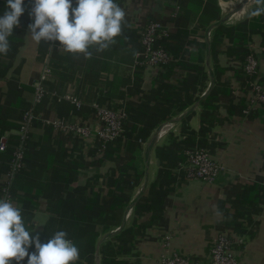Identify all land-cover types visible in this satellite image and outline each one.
<instances>
[{
	"label": "crops",
	"instance_id": "0c3cea01",
	"mask_svg": "<svg viewBox=\"0 0 264 264\" xmlns=\"http://www.w3.org/2000/svg\"><path fill=\"white\" fill-rule=\"evenodd\" d=\"M242 2L116 0L126 13L123 35L117 37L116 43L106 50L91 49V58L66 52L59 41L34 42L28 28L34 22V17L29 16L16 53L12 58H9V52L6 56L0 55V69H6L5 77L0 79V128L4 125H18L20 99L31 102L33 82L38 79L43 67L48 66L51 74L44 83L46 92L36 108L38 117L30 129L31 156L23 170L17 174L12 189L13 203L22 209L25 224L33 230L31 236H40L48 218L53 215L47 207L49 197L60 195L77 198L78 193L74 190L87 184L89 187L86 191L91 195H106L109 189L104 183L105 176L111 171L116 176L117 171L132 158H136V167H143L144 170L143 177L132 191L131 200L134 199L145 180V152L149 139L158 126L160 128L164 122L179 117L192 105L159 122L145 142L139 141L140 149L136 147L137 144L129 145L128 140L123 138L119 148L115 144L110 145L109 156L106 158L103 157V151L96 150L95 140L63 136L42 119L62 116L92 124L94 118L90 106L97 103L108 108H124L130 104L134 107L133 116L138 121H155L163 115L162 106L174 100L176 105L179 100L182 101L184 96L180 99L177 88L188 73H193L187 65L196 64L201 54L208 78L204 81L203 92L199 94L197 91L193 95L201 97L206 92L210 84L209 71L213 74L210 43L213 38L215 40L219 37L213 35L214 28L247 17L251 23L248 47L258 62L255 79L261 81L264 79V14L262 17H252L249 11L257 7L255 0H248L240 8ZM149 19L163 26L168 32L166 42L178 53L169 62L174 64L172 68H154L138 63L140 34ZM221 20L223 22L213 26ZM15 28L21 30V23ZM9 41L16 42L13 35ZM222 42L224 45L216 48V65L224 69L221 81L228 83L225 88L229 94L220 96L218 100L216 119L206 134L208 144L205 146L222 168L211 182L189 179L183 168L178 166L164 170L155 156L154 148L165 142L168 133H172L177 140L183 139L186 133L181 120L189 114L173 123L172 127H161L148 154L147 186L142 194L153 181L159 182V189L166 191V194L159 203L162 204L159 213L145 212L137 216L133 214L134 205L127 212L124 226L130 225L135 216L137 224L147 226L136 239L131 253L120 257L130 264H161V257L176 251L201 264H209V249L216 236L222 232L231 233L241 240V243L234 245L237 264H264V106L247 101L246 93L244 96L233 70L237 64L224 53L229 43L226 38ZM161 74L166 75L163 81ZM196 87L199 89L200 84ZM173 92L177 95H173ZM66 93L81 102L80 108L62 98ZM176 105L170 112L176 109ZM191 113L187 125L198 131L200 105ZM135 124L137 128L141 127V123ZM15 132L16 128L7 129L0 137L5 135L7 143L16 136ZM2 156L0 153V198L3 168L7 165V160ZM139 157L143 160V166ZM65 184L68 185L67 192L58 190ZM110 228L112 231L117 227ZM98 229L101 227L97 226ZM34 251L33 244L29 253ZM21 264H27V257Z\"/></svg>",
	"mask_w": 264,
	"mask_h": 264
},
{
	"label": "trees",
	"instance_id": "16d2710c",
	"mask_svg": "<svg viewBox=\"0 0 264 264\" xmlns=\"http://www.w3.org/2000/svg\"><path fill=\"white\" fill-rule=\"evenodd\" d=\"M33 6V0H24L25 12L20 17L21 30L17 31L14 27L13 37L16 42L10 43L11 47L9 53L12 56L16 53L18 46L22 42L23 38V28L26 27L29 19V12ZM6 7V0H0V15L3 14ZM256 9V8H255ZM251 9L250 13L255 10ZM262 17V14L259 15ZM23 19V22L21 21ZM251 23L249 17L244 18L236 23L227 25H217L214 28L213 35L219 36L217 39L211 41L210 43V58L213 62V75H214V85L207 93L206 97L200 102V114L199 122L200 127L198 131L192 130L188 125L187 121L191 114L181 120L183 131L186 135L183 139L177 140V138L172 134L168 133L165 142L160 145H156L154 148L155 156L161 164L164 170L176 167L178 164L185 162L186 156L185 151L191 149L195 146H207L206 134L210 131L211 126L214 122L216 111L218 108V100L220 96L224 94H229V90L225 88L228 85L227 82L221 81V75L224 71L223 68H219L216 65L217 61V51L216 48L220 45L223 46V38L227 39L229 45L225 48L224 53L226 56L236 62L237 67L233 70L235 71V76L239 80L242 91L245 93L250 87L251 81L255 78V75L246 74L243 70V63L248 55H253V51L248 47V40L250 38ZM11 37V36H10ZM9 37V38H10ZM166 38L160 39L158 44L167 49L168 52L172 51L173 57L178 56V53L174 52L170 45L166 42ZM168 41V40H167ZM10 42V41H9ZM262 44L264 45V37L262 38ZM141 45V44H140ZM205 45L203 44L202 47ZM178 49V47H177ZM142 50V46H141ZM140 50V51H141ZM223 52V51H222ZM219 53V52H218ZM173 63H168L163 65L166 69L172 68ZM188 69L192 70L193 73H188L184 77L177 88V93L184 98L175 103L166 104L162 106L163 115L152 121L151 119H145L144 121H138L136 117L133 116L134 107L127 104L123 109L125 111V117L123 120V136L119 137L109 143H107L105 149L103 150V157H108L110 145L115 144L116 148L122 143L123 138L128 140L129 145L137 144V148H141L140 142H145L153 128L157 124L165 119H169L174 113L180 112L183 109L192 105L195 100L199 98V95H193L194 92H203L205 89L204 81L207 80L208 76L204 68V57L201 54L199 56L198 62L196 64H188ZM6 75V69L3 67L0 69V79L4 78ZM166 75H160L163 81ZM262 79L261 81H263ZM259 81V80H258ZM200 84L199 89L196 85ZM166 85V83H162ZM21 89L24 87L20 86ZM170 88H168L169 91ZM189 90L191 93L189 94ZM22 92L20 91V95ZM173 92V95H177ZM22 98V97H21ZM20 110L18 112V121H20L24 111H26L30 105L24 98L20 99ZM176 105V109L170 112L171 108ZM243 108V107H242ZM241 107H239V110ZM158 120V121H157ZM136 122L141 123V127H136ZM35 124V120L32 126ZM186 124V126H183ZM31 126V127H32ZM19 123L0 128V134H2L7 129H18ZM30 132L24 143V152L22 158V166L17 170L13 181L15 180L18 173H20L26 162L30 159ZM17 137L8 140L5 150L0 151L3 154V158L7 160V165L3 168L4 179L2 185L5 181L6 173L10 167V161L13 155V150L17 144ZM127 143V144H128ZM99 144H96V150L98 151ZM136 148V149H137ZM143 166V160L139 157ZM136 158H132L131 161L124 166H122L115 176V172L111 171L105 176V186L109 189L106 195L100 196L99 193H93L91 195L86 189L89 184L83 188L75 189L74 191L78 193V197H62L60 195H53L47 199V207L49 211L53 213L51 215L43 229V232L39 236L41 243H47L50 236L58 230H64L68 233V239L73 241L79 248L80 259L77 264H95V247L98 239L105 233L111 230V226L118 227L120 225L121 215L131 200V194L134 188L139 184L141 178L144 175L143 167L138 169L136 167ZM131 169V170H128ZM133 170V171H132ZM162 170V169H161ZM133 173V174H132ZM159 175V171H158ZM114 186V188H110ZM13 183L10 187V194L12 196ZM68 185L65 184L62 189L63 192H67ZM56 189V188H55ZM53 189V190H55ZM59 192V191H58ZM74 193V192H73ZM166 191L159 189V182H150L145 193H143L140 198L135 202L133 206V214L140 216L145 212L159 213L162 208L161 203L162 198L165 196ZM69 195V193H68ZM137 216H135L130 225L124 226L121 230L111 235L109 238L105 239L99 247L100 264H130L126 259H121L124 255H129L134 249L136 239L142 235L146 225L137 224ZM97 226L101 229L97 230ZM238 228V227H237ZM121 257V258H120Z\"/></svg>",
	"mask_w": 264,
	"mask_h": 264
},
{
	"label": "clouds",
	"instance_id": "9594fccd",
	"mask_svg": "<svg viewBox=\"0 0 264 264\" xmlns=\"http://www.w3.org/2000/svg\"><path fill=\"white\" fill-rule=\"evenodd\" d=\"M75 4L73 7V0H33L29 16L34 22L28 26L31 39L36 43L59 41L66 52L91 58V49L106 50L123 35L126 13L116 0H75ZM255 4L250 15L264 14V0H255ZM24 12V0H6L0 15V55L8 54L9 37ZM32 232L25 224L22 209L10 198H0V264H21L26 257L27 264L79 261V248L67 238L66 231H55L47 243H41L38 235L31 236ZM33 244L35 251L29 253Z\"/></svg>",
	"mask_w": 264,
	"mask_h": 264
},
{
	"label": "built area",
	"instance_id": "2783aa9c",
	"mask_svg": "<svg viewBox=\"0 0 264 264\" xmlns=\"http://www.w3.org/2000/svg\"><path fill=\"white\" fill-rule=\"evenodd\" d=\"M168 37V32L155 20L149 19L140 34V44L142 50L139 52L138 63L150 67L159 68L171 62L174 58L170 52L158 44L160 39ZM257 59L253 55H248L243 63V70L246 74L256 75ZM51 71L48 66H44L38 79L33 82L34 93L30 105L24 111L19 127L15 135L18 139L13 150L10 167L6 173L2 188L1 198H10V187L17 170L22 166L24 143L30 132L32 123L37 119L36 108L41 103L45 95L44 83L49 79ZM246 97L249 103H260L264 106V80L258 81L255 78L246 90ZM244 93V96H245ZM62 98L69 100L76 108H80L81 102L71 94H64ZM94 122H78L57 116L53 119H42L43 122L53 130L63 136H72L82 140L92 139L98 144V151H103L107 143L123 136V120L125 111L123 107H102L97 103L91 104ZM6 136L0 137V151L6 148ZM185 162L178 164L183 168L186 177L197 179L202 182H211L218 175L222 166L211 155L205 146H195L185 151ZM241 243V240L231 233H219L214 239L209 249V264H237L234 253V245ZM161 264H201L188 255L173 252L160 258Z\"/></svg>",
	"mask_w": 264,
	"mask_h": 264
},
{
	"label": "water",
	"instance_id": "95a60500",
	"mask_svg": "<svg viewBox=\"0 0 264 264\" xmlns=\"http://www.w3.org/2000/svg\"><path fill=\"white\" fill-rule=\"evenodd\" d=\"M247 1L248 0H243L242 5L240 6V8L243 7V6H245L247 4ZM225 19H226V17L224 18V20ZM221 22H223V20H221L218 23H215L213 26H215L217 24H220ZM210 29H211V27L208 29L207 33L210 31ZM207 62H208V59H207ZM209 78H210V84H209V87L206 90V92H204L201 95V97H199L196 100V102L194 104H192V106L187 111H185L182 115H180L177 118L170 119V120L164 122V124L161 127H163V126L172 127L173 123L177 122L180 118H182V117L187 116L188 114H190L193 111V109H195L197 107V105L200 104V102L206 97L207 93L210 91V89L212 88V86L214 84V76H213V74H212L211 71H209ZM161 127L160 128H159V126L157 127V129L155 130V133L149 139L148 144H147V148H146V152H145V164H146V169L145 170L146 171H145V180H144L143 186H142L141 190L139 191V193L136 195V197L134 199H132L129 202V204L127 205V207L125 209V212H124V215L122 217L121 224L115 230H112V231H109V232L105 233L98 240V242L96 243V247H95V264H100L99 244L101 243V241H103L106 238H109L111 235L115 234L116 232H118L119 230H121L124 227V224H125V216H126L127 212L130 210V208H132V206L135 204V202L138 200L139 196L142 194V192L144 191V189L147 186L148 154H149V151H150V149H151V147H152L155 139L157 138V136L159 134V130L161 129Z\"/></svg>",
	"mask_w": 264,
	"mask_h": 264
}]
</instances>
